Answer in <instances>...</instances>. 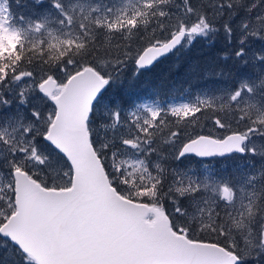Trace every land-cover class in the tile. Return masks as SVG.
I'll list each match as a JSON object with an SVG mask.
<instances>
[{
	"label": "snow or ice",
	"instance_id": "1",
	"mask_svg": "<svg viewBox=\"0 0 264 264\" xmlns=\"http://www.w3.org/2000/svg\"><path fill=\"white\" fill-rule=\"evenodd\" d=\"M49 3L54 11L32 17L15 15L9 0H0V108L10 106L8 93L21 105L30 95L39 101L27 116L0 115V264H246V257L264 254V165L238 178L169 173L160 155L166 151L180 162L264 156L249 146L254 137L264 138V49L251 57L259 74L218 95L166 110L105 102L128 59L143 70L178 46L218 32L209 16L231 18L245 7L242 0H181L175 13L165 10L173 0H125L103 8ZM255 19L258 25L242 18L238 26L234 55L245 65L249 41L264 40V14ZM153 24L147 46L135 56H101V34L126 38ZM222 28L231 41L229 19ZM257 96L261 101L254 103ZM208 109L217 113L215 129L228 134L178 142L179 133L170 131L166 148L157 143L166 123L162 113L190 124ZM229 118L243 130L232 131Z\"/></svg>",
	"mask_w": 264,
	"mask_h": 264
},
{
	"label": "trees",
	"instance_id": "2",
	"mask_svg": "<svg viewBox=\"0 0 264 264\" xmlns=\"http://www.w3.org/2000/svg\"><path fill=\"white\" fill-rule=\"evenodd\" d=\"M48 1L44 0L45 3H48ZM179 3H181V0H173L170 8L165 10L175 13L176 5ZM192 3L194 5H208V2L204 3L203 0H192ZM242 3L246 6L248 1L242 0ZM9 5L11 11L20 16L27 10L40 8L43 4H35L34 0H20V3L17 4L16 0H9ZM244 12H246L245 7H241L237 9L236 14L231 18L227 16H209V19L213 20L214 26L219 29L218 32L210 34L208 37L194 38L190 44H184L183 47L179 46L175 51L144 71H137L134 62L128 59L120 69L119 80L121 83L109 90L105 102L117 101L127 109L130 104L148 101L150 104L166 110L169 106L178 103L195 102L196 98L204 91L211 95H218L226 90L234 89L238 85L237 73H240L239 70L249 69L251 66L250 43L246 45L248 52L245 59L249 61L247 65L243 61H239L234 55L240 47L239 34L236 33L238 24L235 25V19ZM225 19H229L233 27L231 41H229L222 28ZM172 21H175V16L172 17ZM155 27L153 24L148 27L147 31L142 28L140 32H134L126 38L119 36L109 38L101 34L97 41V47L101 56L104 55L105 51L109 53L105 57L109 60H114L116 57L125 59L126 54L135 56L140 49L147 46ZM155 35L164 39L167 34L165 33L162 36L160 30L156 28ZM34 71L35 73H41L40 68H36ZM218 105L219 101H217ZM101 112H103V109L98 106V120ZM216 114L208 109L197 114V118L193 123L185 124L181 122L177 124L174 117L162 113L166 123L160 130L157 143L162 149L166 148L167 146L163 145V139L169 135L170 131L179 133L176 138L178 142L186 141L190 135L208 134L222 137L228 134L227 130L215 129L212 117ZM221 118H224L223 114H221ZM225 122L232 124V131L243 130L244 125L241 124L237 127L235 120L229 118ZM97 129L101 133L105 131L99 128V124H97ZM108 134L111 135L110 130H108ZM160 155L164 157L161 162L171 173L178 161L171 158L166 151L162 150ZM190 160L194 161V158L187 157L183 161ZM167 203L171 204L170 201ZM4 247V242L0 241V249ZM263 256L264 254L254 253L252 256L246 257V264H264Z\"/></svg>",
	"mask_w": 264,
	"mask_h": 264
},
{
	"label": "rangeland",
	"instance_id": "3",
	"mask_svg": "<svg viewBox=\"0 0 264 264\" xmlns=\"http://www.w3.org/2000/svg\"><path fill=\"white\" fill-rule=\"evenodd\" d=\"M247 1L248 3L245 6V10L247 9V7H250L252 4H255L256 7L253 8L251 12H248L246 10V12L236 17L235 25L238 24L236 27V33H238L239 36L240 33L238 26L242 18H247L250 20L251 23L258 25V21H256L255 19L256 15L264 14V0H247ZM65 2H70L73 4H79V3L92 4V5H98L101 8H103L106 5L111 6L117 2L122 4L125 2V0H105V1L104 0L103 1L102 0H65ZM203 2L207 3L209 2V0H203ZM49 11H54V10L50 8V3L48 1V3L44 2L43 5H41V7L38 9L25 11L23 15L36 17L42 14H47V12ZM249 43L251 45L250 46L251 49L249 53L250 59L253 53H258L261 49H264V40L251 39ZM250 65L251 66L249 69H244L242 71L239 70L240 73H237L238 83L241 81V79L254 78L261 71V67L258 64H255L252 60L250 62ZM40 75H42V73L36 72L35 78L39 79ZM7 95L9 100L11 101V104L8 107L0 108V115H5V116L14 115L17 112H19L22 115L27 116L29 115L31 108L39 103L38 100L33 98V95L29 96L28 98L29 102L24 105H21L13 94L8 93ZM209 95L211 94L204 91L199 95V97H205ZM260 101H261V97L257 96L253 102L258 103ZM144 103L150 104L148 101H145ZM249 146H255L257 148V152L259 153L260 151L264 150V138L254 137L252 144H250ZM205 165H207V167H205ZM262 165H264V156H261L259 154L255 156L248 154L243 157L240 154H233L231 157H225V158H214L209 160H196L194 158V161L191 160L182 161V162L178 161V164H176L173 167V169H178L183 171L193 170L201 176L206 174L210 175L213 172H215L218 175L238 178L242 170H249V171L258 170ZM170 210L171 208L169 207V211ZM241 243H243V241H241Z\"/></svg>",
	"mask_w": 264,
	"mask_h": 264
},
{
	"label": "water",
	"instance_id": "4",
	"mask_svg": "<svg viewBox=\"0 0 264 264\" xmlns=\"http://www.w3.org/2000/svg\"><path fill=\"white\" fill-rule=\"evenodd\" d=\"M179 47V46H178ZM176 49H174L173 51H175ZM172 51V52H173ZM171 53V52H170ZM170 53H167V54H165L164 56H161V57H158V59L156 60V61H154L153 62V64L151 65V66H149L148 68H150V67H152L156 62H158V61H160L161 59H163L164 57H166L168 54H170ZM135 65V64H134ZM148 68H146V69H148ZM146 69H143V70H140V71H144V70H146ZM204 135H208V134H204ZM236 154H238V153H236ZM193 158H195V159H197V160H201V159H199V158H196V157H193ZM210 159H212V158H210ZM205 160H209V159H205Z\"/></svg>",
	"mask_w": 264,
	"mask_h": 264
}]
</instances>
